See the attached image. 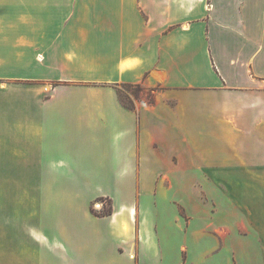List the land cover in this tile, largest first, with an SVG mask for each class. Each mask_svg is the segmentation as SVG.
Here are the masks:
<instances>
[{
  "label": "crops",
  "instance_id": "crops-1",
  "mask_svg": "<svg viewBox=\"0 0 264 264\" xmlns=\"http://www.w3.org/2000/svg\"><path fill=\"white\" fill-rule=\"evenodd\" d=\"M263 60L264 0H0V264H264ZM201 186L222 244L167 221Z\"/></svg>",
  "mask_w": 264,
  "mask_h": 264
},
{
  "label": "rangeland",
  "instance_id": "rangeland-1",
  "mask_svg": "<svg viewBox=\"0 0 264 264\" xmlns=\"http://www.w3.org/2000/svg\"><path fill=\"white\" fill-rule=\"evenodd\" d=\"M257 72L264 74V60L258 64ZM254 79H259L255 75ZM264 81V77L261 78ZM122 84L117 88L120 100L134 108L140 100L152 103L155 91L161 87L149 90L141 85ZM223 190L222 188L199 187L189 190L163 189L162 202L169 223H174L175 240H194L191 230H198L199 243L206 244L213 239L215 244H222L223 238ZM179 201V202H178ZM108 207V202L104 209Z\"/></svg>",
  "mask_w": 264,
  "mask_h": 264
},
{
  "label": "trees",
  "instance_id": "trees-1",
  "mask_svg": "<svg viewBox=\"0 0 264 264\" xmlns=\"http://www.w3.org/2000/svg\"><path fill=\"white\" fill-rule=\"evenodd\" d=\"M138 87H139V85L136 86V88H138ZM118 95H119V94H118ZM119 99H120V97H119ZM120 102H121V103L123 104V106L126 107L127 109H130V110L133 109L132 106H130V105H126L123 101L120 100ZM107 201H108V207H107L106 209H104V210L100 213L101 215H104V216H106V215H110V214L112 213L111 203H110L109 200H107Z\"/></svg>",
  "mask_w": 264,
  "mask_h": 264
}]
</instances>
